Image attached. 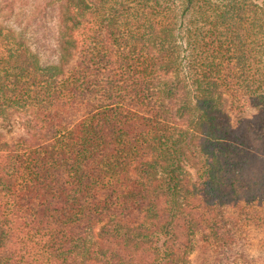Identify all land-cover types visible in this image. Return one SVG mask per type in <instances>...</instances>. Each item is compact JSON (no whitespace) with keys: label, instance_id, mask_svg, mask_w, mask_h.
<instances>
[{"label":"trees","instance_id":"obj_1","mask_svg":"<svg viewBox=\"0 0 264 264\" xmlns=\"http://www.w3.org/2000/svg\"><path fill=\"white\" fill-rule=\"evenodd\" d=\"M54 1L0 26V264H264V0Z\"/></svg>","mask_w":264,"mask_h":264},{"label":"rangeland","instance_id":"obj_2","mask_svg":"<svg viewBox=\"0 0 264 264\" xmlns=\"http://www.w3.org/2000/svg\"><path fill=\"white\" fill-rule=\"evenodd\" d=\"M246 1L259 2V0ZM56 5L53 0H0V26L23 32L29 44L46 45L50 43L48 41H52L56 27ZM47 49L50 51V48ZM48 53L42 54L43 57Z\"/></svg>","mask_w":264,"mask_h":264}]
</instances>
